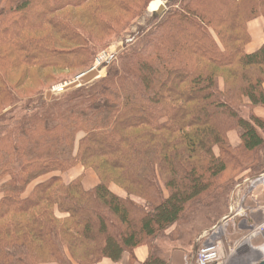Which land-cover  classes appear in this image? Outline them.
<instances>
[{"label":"trees","instance_id":"1","mask_svg":"<svg viewBox=\"0 0 264 264\" xmlns=\"http://www.w3.org/2000/svg\"><path fill=\"white\" fill-rule=\"evenodd\" d=\"M86 1L0 0V85L7 57L29 71L55 63L48 41L33 39L45 26L79 40L55 15ZM215 2L230 6L240 23L227 30L234 31L226 40L235 44L231 53L217 29L223 10L208 11L202 0H166V11L153 13L105 63L120 61L105 78L38 100L19 120L0 116V264H117L125 255L128 264H165L150 250L158 232L186 221L191 199L202 208L215 204L224 191L215 171L239 162L238 152L255 159V148L264 149V119L240 111L264 109V40L244 51L247 23L264 18V0ZM78 45L71 60L85 48ZM233 131L240 145L232 149ZM76 164L95 174L94 187L86 189L82 176L64 184L61 175ZM54 173L23 197L32 182ZM138 247L148 252L141 263Z\"/></svg>","mask_w":264,"mask_h":264},{"label":"rangeland","instance_id":"2","mask_svg":"<svg viewBox=\"0 0 264 264\" xmlns=\"http://www.w3.org/2000/svg\"><path fill=\"white\" fill-rule=\"evenodd\" d=\"M155 1H159L160 5L164 6L161 13L163 14L167 9L166 0H87L84 5L65 8L58 12L55 16L59 21L58 25H61L60 28L63 29L64 25H72L76 30L75 33L79 35V40L66 32L61 34L53 32L48 25L41 33H35L33 39L48 41L46 45L52 50L55 63L36 66L29 71L26 65L17 63L14 55L7 57L5 67L1 65V71L4 72L2 74L6 76L4 78L3 75L2 79L6 92L1 84L0 116L4 115L5 119L11 120L23 118L26 114L24 110L26 106L36 104L38 100L58 99L64 92L70 91H62L63 87L92 69L98 71V78L87 85L105 78L109 67L120 66V61L115 57L110 65L105 63L122 51L124 40L129 39L139 27L142 28L151 21L153 12L149 11V7ZM202 2L208 11L219 13L223 10L227 14L225 17L217 16L219 22L217 29L223 36L228 52L231 53L235 44L226 40L232 37L234 31L227 30L233 28L232 25L237 27L240 24L238 21L237 23L233 21L234 16L231 14L233 10L230 6L221 9L215 0H202ZM248 18H245L244 22ZM78 44L85 45V48L81 47V55L71 60L70 56L74 55ZM64 59H68L69 62L62 63ZM26 71L28 73L24 75ZM222 84L223 81L219 80L220 88ZM240 111L244 118H256L260 121L264 119V109L261 107L249 109L241 106ZM81 138L82 134H78L75 152ZM228 144L232 149L240 145L237 132L228 133ZM255 149V159L245 156L244 151L238 152L239 154L236 155L239 157V162L231 167L224 166L222 173L217 174L215 171L219 187L224 188L223 192H219L215 204L202 208L194 203L195 199H191L184 208L185 211L189 210L190 217L165 232L160 234L158 232L156 245H152L150 250L157 253L165 264H197V253L205 246L217 248L216 257L210 264H259L264 259V149L262 146ZM214 153L216 156L220 155L217 148L214 149ZM195 159L193 158L194 161ZM68 174L71 176L65 178ZM53 175L59 176L54 173L32 182L23 197L28 196L35 186ZM75 175L82 176V180L86 177L93 181L97 180L90 168L82 167L80 164H76L67 173L61 175V178L64 184H68V179ZM210 175L212 173L205 172L202 179L208 180L209 185ZM109 187L113 189L111 190L113 194L125 196L123 190L116 185L110 184ZM164 195L167 196V193L164 192ZM1 197L0 194V199Z\"/></svg>","mask_w":264,"mask_h":264},{"label":"crops","instance_id":"3","mask_svg":"<svg viewBox=\"0 0 264 264\" xmlns=\"http://www.w3.org/2000/svg\"><path fill=\"white\" fill-rule=\"evenodd\" d=\"M246 28H247V33L249 36V42L245 46L244 51L247 54H250V53L255 52L257 49H259L263 44V40H264V18L263 17H257L255 19L249 21L247 23ZM70 176H71V174L70 175L68 174L65 176V178L66 177L69 178ZM79 176L80 175H75L74 177H71L70 179H68V183L71 182L72 180L76 179ZM82 183L86 189H90L96 185L97 180L93 181V180L88 179L86 177L82 180ZM111 190H113V189L110 188V191ZM147 254H148V252H147V249L145 247H139V248L134 250V257H135L137 263L143 262L146 259ZM128 262H129V257L127 255H125L123 257V259L117 264H128ZM98 264H114V263H112L108 259H103Z\"/></svg>","mask_w":264,"mask_h":264},{"label":"water","instance_id":"4","mask_svg":"<svg viewBox=\"0 0 264 264\" xmlns=\"http://www.w3.org/2000/svg\"><path fill=\"white\" fill-rule=\"evenodd\" d=\"M163 10H164V6L163 5H159L158 9L153 11V13H155L157 15H160ZM97 78H98V71L92 69L89 72H87V73L81 75L80 77H78L76 81H74V82L70 83L69 85L63 87L61 90L62 91H66V90L75 89V88H78V87H81V86H85V85H87L88 83L92 82L93 80H95ZM259 264H264V259Z\"/></svg>","mask_w":264,"mask_h":264},{"label":"built area","instance_id":"5","mask_svg":"<svg viewBox=\"0 0 264 264\" xmlns=\"http://www.w3.org/2000/svg\"><path fill=\"white\" fill-rule=\"evenodd\" d=\"M215 246H205L197 253V264H210L216 257Z\"/></svg>","mask_w":264,"mask_h":264},{"label":"bare ground","instance_id":"6","mask_svg":"<svg viewBox=\"0 0 264 264\" xmlns=\"http://www.w3.org/2000/svg\"><path fill=\"white\" fill-rule=\"evenodd\" d=\"M160 5L159 1H155L153 3H151L150 7H149V11L153 12L155 11Z\"/></svg>","mask_w":264,"mask_h":264}]
</instances>
